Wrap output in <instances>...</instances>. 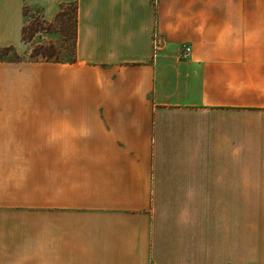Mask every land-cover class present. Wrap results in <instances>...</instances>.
<instances>
[{"label": "crops", "instance_id": "0c3cea01", "mask_svg": "<svg viewBox=\"0 0 264 264\" xmlns=\"http://www.w3.org/2000/svg\"><path fill=\"white\" fill-rule=\"evenodd\" d=\"M69 5L0 59V264H264V0H0V50Z\"/></svg>", "mask_w": 264, "mask_h": 264}, {"label": "rangeland", "instance_id": "374dc122", "mask_svg": "<svg viewBox=\"0 0 264 264\" xmlns=\"http://www.w3.org/2000/svg\"><path fill=\"white\" fill-rule=\"evenodd\" d=\"M69 16H58L49 22L43 19L38 9H27L26 51L13 49L0 50V59L8 62H44L48 59L44 55L50 54L67 62L75 54V11L74 5L65 8ZM24 94L20 96L23 100Z\"/></svg>", "mask_w": 264, "mask_h": 264}, {"label": "trees", "instance_id": "16d2710c", "mask_svg": "<svg viewBox=\"0 0 264 264\" xmlns=\"http://www.w3.org/2000/svg\"><path fill=\"white\" fill-rule=\"evenodd\" d=\"M62 15H65V16H69V12H67L65 9H63V10H61L60 12H59V14L57 15V17L58 16H62ZM75 26H76V14H75ZM26 28H27V25L25 24L24 25V27H23V40L24 41H26ZM75 34H76V28H75ZM4 49H13L12 47H8V48H4ZM45 56H46V58L48 59L47 61H54V62H63V61H61L60 59H58V58H53V56L52 55H50V54H44ZM74 59H75V54H74V57L71 59V60H69V62H72V61H74Z\"/></svg>", "mask_w": 264, "mask_h": 264}, {"label": "built area", "instance_id": "2783aa9c", "mask_svg": "<svg viewBox=\"0 0 264 264\" xmlns=\"http://www.w3.org/2000/svg\"><path fill=\"white\" fill-rule=\"evenodd\" d=\"M190 53H191V46H185L182 53L183 57L185 58L188 57Z\"/></svg>", "mask_w": 264, "mask_h": 264}]
</instances>
